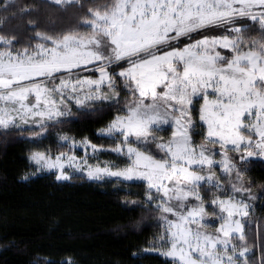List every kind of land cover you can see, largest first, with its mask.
Masks as SVG:
<instances>
[{
	"label": "snow or ice",
	"instance_id": "1",
	"mask_svg": "<svg viewBox=\"0 0 264 264\" xmlns=\"http://www.w3.org/2000/svg\"><path fill=\"white\" fill-rule=\"evenodd\" d=\"M49 4L61 11L75 6L77 23L35 31L23 47H16L19 37L0 35V130L38 142L73 116L72 106L112 109L97 135L114 146L59 134L67 151H30L36 172L55 170L63 181L78 172L142 182L143 199L127 202L154 210L158 231L133 256L253 264L254 246L264 251V227L251 242L249 236L264 186L254 192L246 173L253 158H264V0ZM168 128L169 136L157 135ZM108 151L126 163L100 161ZM32 264L77 262L37 257Z\"/></svg>",
	"mask_w": 264,
	"mask_h": 264
},
{
	"label": "trees",
	"instance_id": "2",
	"mask_svg": "<svg viewBox=\"0 0 264 264\" xmlns=\"http://www.w3.org/2000/svg\"><path fill=\"white\" fill-rule=\"evenodd\" d=\"M78 15L75 6L61 11L49 0H0V35L19 37L16 47H23L35 31L74 26ZM29 21L39 27H30ZM72 111V117L50 126L47 138L38 142L27 134L0 130V264H32L37 257L59 261L68 256L77 264H164L158 255H132L158 231L154 210L127 202L143 199L142 182L95 181L82 174L61 181L52 172L22 179L31 170L30 151L68 150L59 142V134L76 139L87 136L98 145L114 146L113 140L97 135V129L111 119L112 109ZM247 167L246 175L258 193L264 186V158H253ZM258 226L264 227V198L255 202L250 242ZM250 260L253 264L264 260L259 245L254 246Z\"/></svg>",
	"mask_w": 264,
	"mask_h": 264
},
{
	"label": "rangeland",
	"instance_id": "3",
	"mask_svg": "<svg viewBox=\"0 0 264 264\" xmlns=\"http://www.w3.org/2000/svg\"><path fill=\"white\" fill-rule=\"evenodd\" d=\"M122 97L124 96V95H128L127 93H123L122 92ZM202 102V101H201ZM199 106V105H198ZM73 108H76L75 106H72V109ZM198 118V117H197ZM170 133H171V129L170 128H168L166 131H161V132H158L157 133V135H159V136H163V137H167V136H169L170 135ZM195 138V137H194ZM196 139V138H195ZM202 139V137H200L199 136V140H197V142H199L200 140ZM115 142V141H114ZM84 153H83V151L82 150H77V155H83ZM220 157L219 156H217L216 157V159H219ZM99 160L100 161H105V160H110V161H115L117 164H119L120 166H123L125 163H126V161L124 160V159H122V158H119L115 153H112L111 151H108V152H101L100 153V155H99ZM30 163H31V170L28 172V173H35L34 175H29V176H35V175H38V174H43V173H49V172H52V173H54L55 175H56V173H55V170H52V171H43V172H36V169H35V167L33 166V164H32V162L30 161ZM220 171V169H217V172H219ZM71 174V173H70ZM75 174H82V173H75ZM75 174H71V175H75ZM82 175H84L86 178H87V176L85 175V174H82ZM111 179H116V178H106V179H104V180H111ZM90 180V179H89ZM61 181H63V180H61ZM95 181H97V180H95ZM209 211H211V209H209Z\"/></svg>",
	"mask_w": 264,
	"mask_h": 264
}]
</instances>
